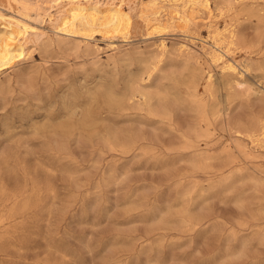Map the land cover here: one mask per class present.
<instances>
[{
  "label": "rangeland",
  "instance_id": "374dc122",
  "mask_svg": "<svg viewBox=\"0 0 264 264\" xmlns=\"http://www.w3.org/2000/svg\"><path fill=\"white\" fill-rule=\"evenodd\" d=\"M210 1L123 38L0 0L41 31L0 72V264H264V0Z\"/></svg>",
  "mask_w": 264,
  "mask_h": 264
},
{
  "label": "bare ground",
  "instance_id": "6f19581e",
  "mask_svg": "<svg viewBox=\"0 0 264 264\" xmlns=\"http://www.w3.org/2000/svg\"><path fill=\"white\" fill-rule=\"evenodd\" d=\"M53 2L54 3L49 2L50 4L48 6L46 5L47 7L42 10L40 9V8H43L42 6L40 8L37 7L38 8L37 12H38V17H39L37 18L39 20L41 19V22L48 20V22H50L48 24L49 25L51 24L53 26L54 30L56 31V34H59V33H66V34L77 33L78 34L80 33L81 35H84L86 37H92L94 34V31L99 30V31L104 32V34L112 33V37L119 35L118 37L121 36L125 38L129 34L131 27L133 25L134 11L135 13L137 12L136 14L140 16V19H142L145 22V25L148 27V29L153 28L152 31L154 30V32L156 31L158 33L159 32L162 33L163 30L171 26H176L185 31L191 25L195 24L199 18L202 17L201 13H206L207 17H210V18L213 17V9H212L210 0H107V1L105 0H53ZM16 4H19V2ZM16 7L17 6L15 5L14 8L16 9ZM21 12L19 11L20 14ZM26 12H24V14ZM16 13L18 14V11ZM24 16H27V15H23V18ZM29 17L30 16H28V18ZM32 17L30 18L33 19ZM0 18L1 20L2 19L7 20L5 21L6 23L8 22L7 23L8 25H6L7 27L3 23V25L6 28L3 30V32L0 33V72H1V71H5L8 68L12 67L16 62L29 57V55L31 54L30 48H28L25 43L20 42L21 40L20 38L21 37L24 38L29 32L31 33L36 30L37 32H39V30L33 25L28 23L30 18L28 19V22H26V21L21 20V18L18 19L17 16L16 17H12V16L6 17L1 11H0ZM25 18L27 19V17ZM209 23H210V26L212 27L215 24L213 23L212 20H210ZM232 32L233 31H230V35H229L230 37L233 36ZM220 35H221L220 32L217 31V33L212 36L213 41L217 48L219 47L218 45L221 43L217 40L218 37H220ZM181 47H182V50L187 51L189 49L188 45L186 44H182ZM165 48H166V45L163 44V49ZM213 50H214V54H213L214 60L212 61L213 62L223 61V58H224L223 53L217 49H213ZM225 68L233 70L235 69V66L232 63L227 62L225 63ZM211 78H212V75L209 74L208 80L211 81ZM205 105H206V102H205Z\"/></svg>",
  "mask_w": 264,
  "mask_h": 264
}]
</instances>
